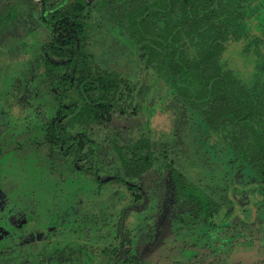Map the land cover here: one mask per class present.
I'll list each match as a JSON object with an SVG mask.
<instances>
[{
  "label": "rangeland",
  "instance_id": "rangeland-1",
  "mask_svg": "<svg viewBox=\"0 0 264 264\" xmlns=\"http://www.w3.org/2000/svg\"><path fill=\"white\" fill-rule=\"evenodd\" d=\"M103 1L91 0L87 47L99 68L123 80V95L110 122L74 125L73 135L83 130L95 142L90 164H74V154L60 155L49 141L47 122L59 107L43 67L46 1L0 0V264H131L121 252L127 247L143 264H264L261 178L142 61ZM253 4L248 36L229 42L220 59L246 87L264 71V0ZM138 138L150 141L156 161L141 177L128 176L115 149ZM165 161L221 203L209 224H175L188 211L175 201ZM84 165L98 167V178ZM115 175L142 187L143 200L126 183L104 182Z\"/></svg>",
  "mask_w": 264,
  "mask_h": 264
},
{
  "label": "trees",
  "instance_id": "trees-1",
  "mask_svg": "<svg viewBox=\"0 0 264 264\" xmlns=\"http://www.w3.org/2000/svg\"><path fill=\"white\" fill-rule=\"evenodd\" d=\"M41 20L50 34L44 44L47 89L59 107L47 122L52 144L72 142L69 126L108 120L113 101L122 98L123 80L99 68L87 47L91 0H45ZM48 1V3H47ZM255 0H104L111 24L142 61L167 77L202 121L252 164L264 180V74L259 67L251 87L224 68L221 55L229 42L248 36ZM47 3V5H45ZM249 43L243 47L249 52ZM119 148L128 172H141L152 160L143 145ZM175 188L206 222L218 204L200 187L172 170Z\"/></svg>",
  "mask_w": 264,
  "mask_h": 264
},
{
  "label": "flooded vegetation",
  "instance_id": "flooded-vegetation-1",
  "mask_svg": "<svg viewBox=\"0 0 264 264\" xmlns=\"http://www.w3.org/2000/svg\"><path fill=\"white\" fill-rule=\"evenodd\" d=\"M113 112V111H112ZM112 114V113H111ZM112 119L109 118L108 120H98L97 122L93 121L91 123H87V124H79L77 122H75L72 126H69L70 131L72 130V128L74 127V125H81V126H89L91 124H98L101 122H110ZM71 137H72V142L70 144H68L67 146L62 145L60 142H58V144H53V146L55 147L56 151L63 156H67L70 154H74L76 157L73 160V163L75 164L78 160H83L85 162V164H90L88 163V158L91 156V154L93 153V149L95 147V142L90 139L84 132L83 130H79L77 133H75V135L72 134L71 131ZM133 143H139L140 145H143V154H149L150 159L152 160L151 164L147 167H145L141 172L139 173H135V172H128V170H126L127 168H125V166L123 165V161L121 159V155L119 153V148L122 150V153L124 152L125 148L124 146L126 145H131ZM116 154H117V158L125 172L126 175L128 176H139L141 177L144 173L148 172L150 169L153 168L155 161H156V155L154 153V150L152 149L151 143L147 138H138L136 140H134L131 143L128 144H121V145H117L116 146ZM235 152V151H234ZM236 154V153H235ZM237 155V154H236ZM165 154H163V157H165ZM239 157V156H238ZM240 158V157H239ZM242 159V158H241ZM244 161V159H242ZM246 162V161H245ZM247 164H249L250 168L261 178V181L264 183V180L262 178V176L254 169V167L252 166L251 163L246 162ZM162 166L169 172V176H170V180H171V184H172V188H173V196L175 198V201L179 204L180 207H182L183 209H186L188 212L186 214H181L178 215L177 219L174 221L175 224H177L178 226H182V228H186V227H192V228H196L202 225H207L210 223V221L216 216V214L218 213V211L221 208V203H219L213 196L212 194L209 192L208 188L206 187H200L202 190H204L213 200L214 202H216L218 204V210L216 211V213L209 217L208 220L206 222L202 221L199 214L196 212L195 208L193 207V205L187 203L183 197H181L178 192L177 189L175 188V184H174V178H173V172L172 170L176 167H174L171 163H168L167 161L162 162ZM83 169H93L95 172L96 177L98 178V175L100 173V169L98 167H96L95 165H84L82 167ZM178 169V168H176ZM179 170V169H178ZM180 172L183 174V176L186 178V180L189 181V179L185 176V174L180 170ZM107 181H117V182H121V183H126L130 186L131 189L134 190L135 192V196L137 197V199H141L143 200V196L144 194L142 187L138 186V185H133L130 183H127L122 177L120 176H112V177H108L106 179H104V182ZM193 183V182H192ZM195 184V183H194ZM196 185V184H195ZM197 186V185H196ZM145 201V200H144ZM146 202V201H145ZM144 202V204H145ZM144 204L141 203V205H139V207H144ZM129 209V208H128ZM127 208H125L122 213H121V221L125 219L126 213H127ZM180 224V225H179ZM126 242V241H124ZM128 244V243H126ZM121 252L123 254V256H126V258L129 260V262L131 264H143V259L130 252V250L127 248L121 249Z\"/></svg>",
  "mask_w": 264,
  "mask_h": 264
}]
</instances>
